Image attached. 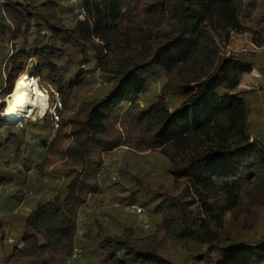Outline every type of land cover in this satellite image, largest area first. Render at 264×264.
<instances>
[{"label": "trees", "instance_id": "obj_1", "mask_svg": "<svg viewBox=\"0 0 264 264\" xmlns=\"http://www.w3.org/2000/svg\"><path fill=\"white\" fill-rule=\"evenodd\" d=\"M234 35L264 45V0H2L0 264H264V49ZM27 75L57 118L4 117Z\"/></svg>", "mask_w": 264, "mask_h": 264}, {"label": "rangeland", "instance_id": "obj_2", "mask_svg": "<svg viewBox=\"0 0 264 264\" xmlns=\"http://www.w3.org/2000/svg\"><path fill=\"white\" fill-rule=\"evenodd\" d=\"M264 49V45L262 47H257L250 39V36L247 35H243V36H237L234 35L231 39V43L228 46L227 50L229 51H235V52H239V53H243V52H261ZM264 56V55H263ZM263 60V59H262ZM261 60V62H262ZM264 62V60H263ZM264 66V65H263ZM26 82L28 83L29 86V90H33V92H36L37 95H41L43 94L46 97V110L45 111H50L54 113V117L57 118L58 113L57 109L60 108V98L59 96H57L56 94L51 95L50 91L48 89H44L41 88L39 83H38V79L37 77H33V75L30 76H26ZM33 83V84H32ZM258 86H262L264 87V69L258 70V69H253L250 73H248L247 75H245V77L243 78V82L241 84V88L244 90H247L246 94L244 95V99L247 103H249V105L251 106V121L253 124V127L257 128V129H261L264 127V91L262 92H257ZM256 89V90H255ZM39 91V92H38ZM11 95V93L9 94V96ZM47 95V96H46ZM37 97V96H36ZM6 102H7V98H6ZM48 103V104H47ZM39 106L36 104L33 108V115H41V112L39 110ZM29 115V114H28ZM29 116H26L24 118H28ZM27 120V119H26ZM26 120H23L24 122H26ZM19 122V121H17ZM126 148V147H123ZM122 159H128V154L124 157H122ZM114 174H119V172L115 169H111L110 172V176L114 175ZM120 175V174H119ZM121 177V175H120ZM122 179V177L120 178V180ZM133 206V205H132ZM132 206H130V209H128V212H132V213H137L138 214V218L141 220L142 222L145 223L147 218H146V213H144V211L142 210V208H137L138 209H133ZM21 206L18 208L20 209ZM83 215V214H82ZM79 216V221H82L84 218V215ZM234 222L236 223H241V221H239V219L234 218ZM231 224L233 225V223L231 222ZM147 225H145L146 227ZM79 261V258L74 259L73 262L77 263Z\"/></svg>", "mask_w": 264, "mask_h": 264}, {"label": "bare ground", "instance_id": "obj_3", "mask_svg": "<svg viewBox=\"0 0 264 264\" xmlns=\"http://www.w3.org/2000/svg\"><path fill=\"white\" fill-rule=\"evenodd\" d=\"M26 79L27 77L25 76L17 80L14 89H12L4 113V117L7 118V120L16 121L26 116L33 115V108L36 104L40 108L41 115L46 110V97L43 94L37 95L32 89L29 90Z\"/></svg>", "mask_w": 264, "mask_h": 264}, {"label": "built area", "instance_id": "obj_4", "mask_svg": "<svg viewBox=\"0 0 264 264\" xmlns=\"http://www.w3.org/2000/svg\"><path fill=\"white\" fill-rule=\"evenodd\" d=\"M2 0H0V2H1ZM81 16V15H80ZM258 91L259 92H262V91H264V87H262V86H258ZM132 208L134 209H138L136 206H132ZM83 216V215H82ZM80 219H78V223H80V221H79ZM80 256V249H78V248H74L73 249V251H72V254H71V256H70V259L67 261V263L66 264H70V262H71V260H74L75 258H77V257H79Z\"/></svg>", "mask_w": 264, "mask_h": 264}, {"label": "water", "instance_id": "obj_5", "mask_svg": "<svg viewBox=\"0 0 264 264\" xmlns=\"http://www.w3.org/2000/svg\"><path fill=\"white\" fill-rule=\"evenodd\" d=\"M23 119V118H22ZM21 119H19V120H16V121H20Z\"/></svg>", "mask_w": 264, "mask_h": 264}]
</instances>
